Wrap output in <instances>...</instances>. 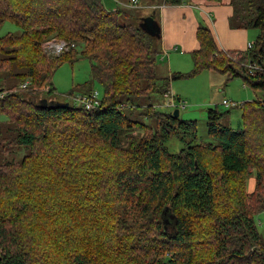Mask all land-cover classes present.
<instances>
[{
    "label": "trees",
    "instance_id": "obj_1",
    "mask_svg": "<svg viewBox=\"0 0 264 264\" xmlns=\"http://www.w3.org/2000/svg\"><path fill=\"white\" fill-rule=\"evenodd\" d=\"M230 6L232 29L258 32L252 49L223 52L198 26L193 71L170 79L216 70L264 95V73L242 66L264 61V0ZM121 14L100 0H0V28L20 30L0 36V264H264L254 220L264 212V99L235 104L237 130L208 110L210 141L198 142L196 122L139 104L168 93L155 72L160 39ZM52 39L75 49L49 56ZM78 58L90 63L78 93L99 85L100 107L40 105L56 69ZM174 138L183 147L171 154Z\"/></svg>",
    "mask_w": 264,
    "mask_h": 264
},
{
    "label": "rangeland",
    "instance_id": "obj_2",
    "mask_svg": "<svg viewBox=\"0 0 264 264\" xmlns=\"http://www.w3.org/2000/svg\"><path fill=\"white\" fill-rule=\"evenodd\" d=\"M100 1L105 9L109 11L118 10L124 13L119 17L120 24L139 26L142 19L148 16H153L155 19H159L158 22L160 23V29L162 30L163 18L159 12L160 6H163L161 5V0H137L138 4L136 7L128 6L130 3L129 0ZM188 5H191V11H193L196 17L197 26L210 25L212 28L215 27L217 18L215 17L214 19L213 14H211L212 23H210L209 20L204 22L202 15L200 16L201 8H203L202 3H198L196 0H190L188 1ZM228 25L230 26L229 21ZM19 32L20 30L10 23H4L0 28V36H4L8 33L17 35ZM215 32L217 31L215 30ZM186 33L188 36L191 34L192 44L194 40L193 32H191L190 27H186ZM246 34L248 37L247 40L250 43H253L258 32L255 30H249L246 31ZM216 36L219 39L217 33ZM158 43L161 45V37ZM163 54L164 52H159L155 57V72L159 79H165V81L161 83V86H164L165 84L166 91L173 94V103L175 107L166 106L169 99L158 94L151 95L138 102L143 107L154 105L155 109L160 112H173L177 109L181 121L196 122V135L198 142L210 141L207 137L208 110H216L218 113L222 114L220 120L221 125L234 130L241 128V110L239 108L223 106V100L239 105L245 102L261 101L264 99L262 93H254L249 88L244 87L241 79L235 78L229 80L228 74L216 70H203L200 73L185 79H170L175 73L187 74L193 71L191 54L183 53L182 49H179L177 52H167L168 58L171 57V55H175L173 57L174 64L171 65V71L168 69L167 56H164L161 60ZM89 81L90 63L87 59L78 58L73 63H63L54 72L52 85L55 93H40L36 95V98L38 101L47 100L48 102L72 103L71 100L64 96L69 95L72 91L75 95L79 94V87ZM92 92H96L97 99L101 101L103 96L102 88L95 84ZM166 147L169 153L175 154L182 149L183 145L179 140L174 138L166 144ZM15 153L20 159L27 153V149L22 148ZM253 187L254 178L250 177L247 180V190L251 192ZM254 220L259 236L264 243V212L256 215ZM165 230L169 233L172 229L167 225Z\"/></svg>",
    "mask_w": 264,
    "mask_h": 264
},
{
    "label": "crops",
    "instance_id": "obj_3",
    "mask_svg": "<svg viewBox=\"0 0 264 264\" xmlns=\"http://www.w3.org/2000/svg\"><path fill=\"white\" fill-rule=\"evenodd\" d=\"M198 3H202L200 16L202 15L204 22L208 20L212 23L211 14L214 19L217 18L215 27L212 28L210 25L207 27L216 42L218 48L223 52H244L247 51V44L250 43L247 39L245 30H235L228 25L229 17L231 16L230 0H220L219 2H213L210 0H196ZM160 13L163 18V27L161 30V45L160 52H164L161 60L164 56H167V52L182 49L183 53L191 54L192 51L197 48V41L195 33L197 29L196 17L191 11V5H182L175 7L160 6ZM157 22L159 19H155ZM158 24H160L158 22ZM186 27L191 28L193 32L194 44H191V34L188 36L186 33ZM215 30L217 32H215ZM219 35V39L216 36ZM252 43V42H251ZM179 47V48H178ZM171 55L168 58V69L171 71V65L174 64L173 57ZM65 97V96H64Z\"/></svg>",
    "mask_w": 264,
    "mask_h": 264
},
{
    "label": "built area",
    "instance_id": "obj_4",
    "mask_svg": "<svg viewBox=\"0 0 264 264\" xmlns=\"http://www.w3.org/2000/svg\"><path fill=\"white\" fill-rule=\"evenodd\" d=\"M128 6L136 7L138 4L137 0H129ZM253 47V43L247 44V50H251ZM42 48L44 50V53L49 56H59L63 53H67L73 49H75V44L73 42H66L63 40L58 39H52L47 42H45L42 45ZM235 61V58L232 59ZM242 66L245 68L247 73L249 75H257L259 73H264V61L261 63H245L242 64ZM28 85V82H25L23 85H21V88L24 89ZM2 95H0L1 97ZM69 100L72 101V103L76 106H81L85 110H92L100 107L101 101L97 99V93L92 92L90 95H82V94H72L65 96ZM165 98H168L169 101L167 102L166 106L169 107H175L174 106V96L171 92L164 95ZM222 105L225 107H235V103L229 102L226 100L222 101Z\"/></svg>",
    "mask_w": 264,
    "mask_h": 264
},
{
    "label": "water",
    "instance_id": "obj_5",
    "mask_svg": "<svg viewBox=\"0 0 264 264\" xmlns=\"http://www.w3.org/2000/svg\"><path fill=\"white\" fill-rule=\"evenodd\" d=\"M140 29L144 31L148 36L156 39H160L161 37V29L158 22L155 20L153 16H148L141 20V23L139 25ZM40 105L43 107L50 106V107H58L64 105L65 107H68V103H59V102H48L47 100H42L39 102ZM172 115L174 117H179V111L175 109L172 112Z\"/></svg>",
    "mask_w": 264,
    "mask_h": 264
}]
</instances>
